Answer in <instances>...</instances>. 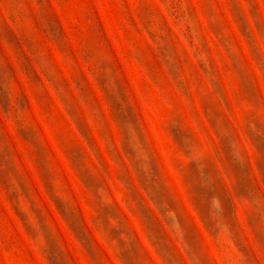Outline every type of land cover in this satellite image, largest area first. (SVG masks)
I'll return each mask as SVG.
<instances>
[{"label":"rangeland","instance_id":"1","mask_svg":"<svg viewBox=\"0 0 264 264\" xmlns=\"http://www.w3.org/2000/svg\"><path fill=\"white\" fill-rule=\"evenodd\" d=\"M0 264H264V0H0Z\"/></svg>","mask_w":264,"mask_h":264}]
</instances>
